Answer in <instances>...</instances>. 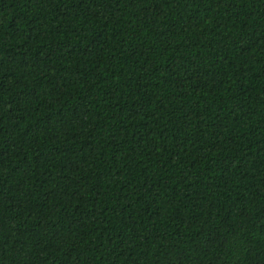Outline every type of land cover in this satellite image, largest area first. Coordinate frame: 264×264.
<instances>
[{
	"label": "trees",
	"instance_id": "obj_1",
	"mask_svg": "<svg viewBox=\"0 0 264 264\" xmlns=\"http://www.w3.org/2000/svg\"><path fill=\"white\" fill-rule=\"evenodd\" d=\"M0 264H264V0H0Z\"/></svg>",
	"mask_w": 264,
	"mask_h": 264
}]
</instances>
